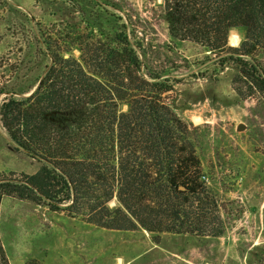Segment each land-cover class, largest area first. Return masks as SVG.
<instances>
[{"label": "trees", "instance_id": "1", "mask_svg": "<svg viewBox=\"0 0 264 264\" xmlns=\"http://www.w3.org/2000/svg\"><path fill=\"white\" fill-rule=\"evenodd\" d=\"M163 8L171 37L200 45L222 66L235 63L264 94V80L244 60L264 50V0H163ZM235 28L245 30L238 48L229 46ZM40 39L49 64L32 94L2 100L0 123L15 150L41 167L23 180H1L0 202L45 204L108 230L222 236L187 125L163 101L168 87L143 77L127 41L118 35L113 46L80 31L44 30ZM0 261L8 264L1 245Z\"/></svg>", "mask_w": 264, "mask_h": 264}, {"label": "rangeland", "instance_id": "2", "mask_svg": "<svg viewBox=\"0 0 264 264\" xmlns=\"http://www.w3.org/2000/svg\"><path fill=\"white\" fill-rule=\"evenodd\" d=\"M43 30L69 37L80 31L113 46L118 35L127 41L143 77L168 87L162 99L187 125L224 233L108 230L45 204L3 197L0 245L8 264H264V94L253 77L235 63L220 65L198 44L171 37L163 0H0V104L36 89L49 64ZM244 37L243 28L232 29L229 46L240 47ZM244 60L264 80V50ZM235 88L252 95L239 96ZM40 167L15 150L0 123V181L23 180Z\"/></svg>", "mask_w": 264, "mask_h": 264}, {"label": "water", "instance_id": "3", "mask_svg": "<svg viewBox=\"0 0 264 264\" xmlns=\"http://www.w3.org/2000/svg\"><path fill=\"white\" fill-rule=\"evenodd\" d=\"M237 129L241 131V130H243V126H242V125H239V126L237 127Z\"/></svg>", "mask_w": 264, "mask_h": 264}]
</instances>
